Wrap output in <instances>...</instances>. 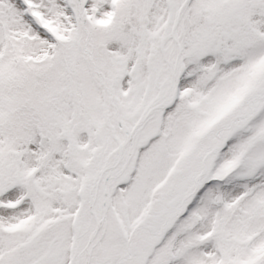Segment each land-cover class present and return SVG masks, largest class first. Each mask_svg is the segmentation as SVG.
<instances>
[{
  "label": "snow or ice",
  "instance_id": "snow-or-ice-1",
  "mask_svg": "<svg viewBox=\"0 0 264 264\" xmlns=\"http://www.w3.org/2000/svg\"><path fill=\"white\" fill-rule=\"evenodd\" d=\"M0 264H264V0H0Z\"/></svg>",
  "mask_w": 264,
  "mask_h": 264
}]
</instances>
